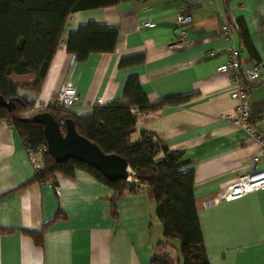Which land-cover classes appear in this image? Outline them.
I'll return each mask as SVG.
<instances>
[{
  "label": "crops",
  "instance_id": "crops-1",
  "mask_svg": "<svg viewBox=\"0 0 264 264\" xmlns=\"http://www.w3.org/2000/svg\"><path fill=\"white\" fill-rule=\"evenodd\" d=\"M180 3V12L190 16L182 28L174 22ZM88 21L114 28L116 36L110 51H88L79 59L65 42ZM222 22L231 28L228 43L220 34ZM228 45L240 68L263 66L260 78L247 86V100L250 123L264 132V0H116L73 11L39 90L16 92L30 104H45L60 84H70L78 99L66 110L82 114L96 98L103 104L120 97L126 78L134 76L148 103L169 100L153 109H131L130 140L143 130L181 151L180 168L191 171L192 195L201 200L196 214L208 264H264V188L213 200L253 166L256 150L253 139L223 116L236 99L229 73L214 68L227 60ZM138 55L142 60L135 62ZM122 57L127 65H119ZM32 173L20 136L0 118V228L10 230H0V264H162L150 262L161 251L169 257L165 264H181L177 239L158 243L165 238L144 190L123 191L112 216V189L82 170L55 173L53 185H21ZM55 210L64 217L44 225L39 244L22 232L38 231Z\"/></svg>",
  "mask_w": 264,
  "mask_h": 264
},
{
  "label": "trees",
  "instance_id": "trees-1",
  "mask_svg": "<svg viewBox=\"0 0 264 264\" xmlns=\"http://www.w3.org/2000/svg\"><path fill=\"white\" fill-rule=\"evenodd\" d=\"M114 1L116 0H0V95L3 98H18L13 101V108L9 111L0 106V118L9 120L22 143L36 145L44 143V137L42 126L29 119L32 113L48 111L53 117H57L60 133H63L62 118L69 117L76 133L93 142L101 152L124 158L130 170L127 175L144 186L139 187L132 179L127 178L107 180L94 167L77 159L66 158L56 162L46 152L39 169L33 171L28 181L21 185L32 181L53 185L55 173L72 175L73 170H82L112 189L108 198L112 216H115L113 202L123 191L144 190L154 203V212L165 238L158 243L164 244L167 239L175 238L178 240L181 264H208L196 214L201 200L192 195L191 171L180 168L183 163L180 159L181 151L167 148L152 133L143 130L139 132L138 140H130L135 122L131 109H153L170 103L169 100L148 103L134 76L126 78L120 97L103 104L95 103L88 112L82 114L49 106L27 113L30 102L16 92L17 88L33 92L39 90L69 13ZM233 27L237 29V24ZM238 30L239 35L244 37V33ZM115 36L114 28L88 21L68 33L65 49L82 59L88 51H110ZM249 51L253 55L252 50ZM133 60L139 62L142 56H135ZM127 63L128 60L124 57L119 61L120 66ZM2 194L4 192L0 195ZM58 217L63 218L64 215L55 210L38 231L22 232L30 235L35 244H39L44 225ZM0 230L10 231L4 228ZM167 258L168 255L161 251L153 255L150 262L165 264Z\"/></svg>",
  "mask_w": 264,
  "mask_h": 264
},
{
  "label": "built area",
  "instance_id": "built-area-1",
  "mask_svg": "<svg viewBox=\"0 0 264 264\" xmlns=\"http://www.w3.org/2000/svg\"><path fill=\"white\" fill-rule=\"evenodd\" d=\"M181 8L182 4L180 3L177 8L178 11L175 15L174 22L176 26L182 28L190 22V16L180 12ZM219 29L221 36L228 43L231 32L229 24H227V22H222V24L219 25ZM226 50L228 53L227 60L216 65L214 70L217 72L229 73L231 80L230 94L236 99V104L230 114L226 113L223 116L227 115L231 124L243 129L245 133L253 139L256 143V150L251 157L253 166L248 171L237 174L226 186L215 192L213 200H233L243 194L264 188V132L255 129L250 123L247 100V86L260 78L263 72V66L260 64H253L248 67L240 68L237 60L233 56L234 49L228 45ZM77 99L75 88L70 84L63 83L59 85L56 93L47 103L36 104L32 102L26 112L29 113L44 106L55 109H67L76 104ZM95 103L101 104L100 98H96ZM3 121L6 124L10 123L8 119L3 118ZM23 147L33 171L38 170L42 163L43 154L46 152L45 144L40 143L31 145L29 143H23ZM258 162L260 164L256 166ZM129 171L128 169V172ZM126 178L132 179L139 187L144 186L143 183L131 178L130 175H127Z\"/></svg>",
  "mask_w": 264,
  "mask_h": 264
},
{
  "label": "water",
  "instance_id": "water-1",
  "mask_svg": "<svg viewBox=\"0 0 264 264\" xmlns=\"http://www.w3.org/2000/svg\"><path fill=\"white\" fill-rule=\"evenodd\" d=\"M17 99L3 98L0 95V106L9 111L13 108V101ZM29 119L42 126L46 153L56 162L74 158L94 167L107 180L127 177L129 168L125 159L113 153L101 152L93 142L76 133L71 118H62L63 133L59 131L57 117H53L48 111H36Z\"/></svg>",
  "mask_w": 264,
  "mask_h": 264
},
{
  "label": "rangeland",
  "instance_id": "rangeland-1",
  "mask_svg": "<svg viewBox=\"0 0 264 264\" xmlns=\"http://www.w3.org/2000/svg\"><path fill=\"white\" fill-rule=\"evenodd\" d=\"M176 240V239H175ZM178 241V240H177Z\"/></svg>",
  "mask_w": 264,
  "mask_h": 264
}]
</instances>
